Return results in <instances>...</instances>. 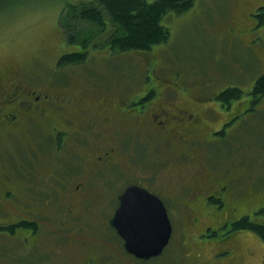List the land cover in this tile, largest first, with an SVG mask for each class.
Masks as SVG:
<instances>
[{"label":"rangeland","instance_id":"obj_1","mask_svg":"<svg viewBox=\"0 0 264 264\" xmlns=\"http://www.w3.org/2000/svg\"><path fill=\"white\" fill-rule=\"evenodd\" d=\"M94 1L96 0H4L1 2L0 73L8 68L14 69L16 64L24 65L28 69L29 77H32L29 80L30 84L37 88L40 86L58 90L63 86L64 88L69 86L70 92H80L84 89L83 93L94 96L110 94L113 95L109 97L111 107L112 104L113 107L117 105L119 98L127 104L131 99L138 98L141 103L131 104L140 107V104L146 103L149 105V111L156 106L173 109V106L162 97H176L174 102L177 105L188 102L190 109L192 103L196 104L201 108L200 111L205 113L203 114L206 122L205 140L209 139L208 142L201 144L202 156L208 157L207 161L212 170L219 172L230 170V174L237 177L232 195L239 200H243L244 197V202H240L235 216L241 214L239 216L247 215L254 219L255 216H251L249 212V204L251 202L252 205L254 194L257 199L253 205L264 202V96L261 99L254 98L248 91L256 77L264 72V28L256 27L250 31L251 35L246 33V30H242L243 34H240L239 30H229L231 26L236 27L233 18L238 16V5L244 0H193V6L189 10L181 14L168 12L164 15L161 23L168 32V38L165 43L155 45L150 51L112 52L109 47H94L93 43L102 41L101 37H97L93 38L86 47L87 58L83 63L58 66L57 61L61 55L81 49L78 44L65 43L63 32L59 27L60 13L67 10L68 4ZM246 24H242V28ZM84 25L80 26L86 28ZM255 49L258 53L254 51ZM225 89H230L232 92L228 95L230 102L228 108L223 107L216 97ZM237 91L240 92L238 95ZM149 95L152 97L147 98ZM238 104H242L245 109L237 110ZM141 111L143 113L139 116L145 120L146 108H142ZM228 113H237V121L211 137L210 130L219 128L227 119ZM129 130V140L121 141L122 144L117 147L123 155L119 159L120 165H130L136 170L129 171L133 179L138 178L139 176L135 175L139 174L158 177L167 190L170 187L169 182L172 181L166 179L165 174L178 170L174 157L168 150L162 151V147L154 150L143 143L138 144L137 139L140 140V136L133 131L132 126ZM68 138L64 148L72 144V136ZM73 138H77L76 135ZM28 139L49 140L50 137L41 132L37 138L28 137ZM28 139H25L24 143L14 139L8 147L0 150V157L5 159L8 165L12 161L17 171L19 166L25 165V161L21 159L27 154L22 149V145H26ZM88 141L96 142L95 139ZM30 143L33 144L32 141ZM46 150L44 156L40 153L36 154L37 157L33 156L43 160L45 167L43 165L42 167L49 172L44 173L43 169L37 168L38 178L32 164L35 159L30 155L23 158L27 160L28 173L16 174L25 182L19 193L23 200H31L32 194L28 195V193L32 192L34 196L51 198L49 192L56 186L55 181L58 177L62 175L61 172H56L58 168L60 170L65 168L71 174L62 180L65 190L72 187L70 186L72 181V184L76 181L78 165L74 163L73 168L70 169L67 167L69 163L60 160L58 151L51 145H47ZM67 154L69 153L66 152ZM175 160L181 163L178 157ZM122 169L119 166L110 170L115 175L113 182L108 180L105 172L101 176L98 175L99 178L95 183L98 191L104 194L110 184L112 189H109V193L113 194L118 188L123 187L128 180L125 176L117 174ZM183 177L185 180L189 179L187 175ZM173 180L179 183V178ZM161 184L157 186L163 189L164 186ZM96 199L97 208L101 203H105V198ZM32 203L34 208L38 206L37 204H42L38 201ZM261 205L264 206V203ZM226 213L229 214L228 211ZM102 218L99 211H91L89 218H84L87 221L82 222V225L87 228L93 224L96 229H101ZM256 220L262 222L264 219L257 217ZM3 224L4 222L1 221L0 225ZM206 224L208 221L204 220L196 228L200 230ZM182 228L183 226L180 225L176 227L171 244L153 264H179L174 249L178 250L177 246L180 245ZM235 231L232 238L234 242L232 247L235 248L232 264H263L262 240L252 231ZM26 234H28L26 231H17L14 238L0 236V264H52L53 261V264H57L55 256L64 257L61 253L63 251L67 253L62 246L63 242L58 252L55 251L53 256H48L46 259V255L42 258L37 252L31 253L27 242L23 239ZM40 234L45 236L44 233ZM92 235L94 241L96 240L95 243H98L94 230ZM46 236L49 239L48 232ZM110 240L103 241V244L108 246L102 250L106 256L109 255L106 262L122 264L125 261L132 264L131 258L123 252L121 244ZM88 247L85 252H89ZM93 250L96 251L95 248Z\"/></svg>","mask_w":264,"mask_h":264},{"label":"flooded vegetation","instance_id":"obj_2","mask_svg":"<svg viewBox=\"0 0 264 264\" xmlns=\"http://www.w3.org/2000/svg\"><path fill=\"white\" fill-rule=\"evenodd\" d=\"M238 8V16L233 18L236 27L231 26L229 30H239L240 34H243L242 30H246V33L250 34V31L258 26L264 28V20L261 18L264 0H244ZM244 23L249 24L247 28V24L242 28ZM27 70L26 66L16 64L14 69L8 68L0 73V150L8 147L14 139L24 143L28 137L37 138L41 132L50 139H28L27 144L22 145L27 154L21 159L25 161V165L19 166L18 171L14 164L12 165V161L8 165L6 160L0 157V222H4L0 225V236L14 238L17 231H26L28 234L24 235L23 239L31 253L37 252L42 258L46 255L45 259L53 256L54 252L63 246L67 253L65 251L61 253L64 257L55 256L57 264H109L106 262L109 255L106 256L102 251L108 248L103 244L107 239L118 241L125 255L131 258L132 264L151 262L153 264L154 260L161 257L169 247L176 227L180 225L183 226L180 245L177 246L178 250L174 249L179 264H232L231 259L235 252L232 238L236 233L234 223L247 216H239L241 214L235 216L240 202H244V197L243 200H239L232 195L237 177L230 174V170L223 172L212 170L207 161L208 157L202 156L201 144L208 142L209 139L205 140L206 122L203 116L205 113L200 111L201 108L192 103L190 109L188 102L177 105L174 102L176 97H162L173 106V109L156 106L149 111V105L146 103L135 107L133 104L141 103L138 98L131 99L128 104L119 98L117 105L113 107L112 104L111 107L109 97L113 95L110 94L94 96L83 93L84 89L80 92L71 89L73 92H70L69 86L66 88L63 86L58 90L40 86L37 88L30 84L29 80L32 77H29ZM263 74L264 72L256 77L248 91L254 98L261 99L264 96L254 93L255 83ZM219 102L223 107L230 106L229 99L225 101V98H220ZM238 107L237 110L245 109L242 104H238ZM142 108H146L145 120L139 116L143 113ZM236 118L237 113H228L227 119L219 128L210 130L211 137L237 121ZM130 126L140 136V140L137 139L138 144L143 143L154 150L162 147V151L168 150L174 157L178 170L165 174L164 177L172 181L169 182L170 187L167 190L158 177L139 174L135 175L139 176L138 178L133 179L129 171L136 170L130 165H120L119 159L123 155L117 147L122 144L121 141L129 140ZM75 135L77 138H73ZM69 136H72V144L64 148ZM88 139H95L96 142L90 143ZM47 145L58 151L60 160L68 162L67 167L70 169L73 168L72 164L78 165L76 181L74 184L72 181L70 184L72 187L69 186L67 187L69 189L65 190L62 180L71 174L65 168L63 170L58 168L56 172H61L62 175L49 192L51 198L34 196L30 189L32 193L28 195L32 194L31 200H23L19 193L25 182L16 174L28 173V163L23 158H27L28 155L37 157L36 154L39 153L44 156ZM66 152L69 154L66 155ZM176 157L181 163L175 160ZM34 159L35 162L32 161V164L37 178L39 175L37 168L49 173L43 168L45 167L43 160ZM119 166L123 169L117 174L125 176L128 181L113 194L109 193V189H112L110 184L104 194L99 192L95 186L98 175L101 176L105 172L108 180L113 182L115 175L110 170ZM184 175L189 176V179L185 180ZM177 178L179 183L173 180ZM157 184L164 188L158 187ZM130 186L140 187L157 197L166 211L171 234L168 244L156 257L140 259L128 253L124 249L123 238L112 224L119 206V198ZM97 197L105 198V203H101L99 209ZM255 199L256 194L252 198L254 200L252 205L251 202L249 204L251 216L264 203L253 205ZM32 201L42 204H37L38 206L34 208ZM94 210L103 216L101 229H96L93 224L87 228L82 225V222L87 221L84 218H89V213ZM204 220H207L208 224L198 230L196 227ZM23 222L29 223L30 227H23ZM17 224H20V227ZM93 230L94 236L96 235L99 240L98 243L94 241ZM47 232L49 239L46 236ZM40 233H44L45 236H41ZM62 242L64 244L61 246ZM87 247L89 252H85ZM262 262L264 264V259ZM122 264L129 262L123 261Z\"/></svg>","mask_w":264,"mask_h":264},{"label":"trees","instance_id":"obj_3","mask_svg":"<svg viewBox=\"0 0 264 264\" xmlns=\"http://www.w3.org/2000/svg\"><path fill=\"white\" fill-rule=\"evenodd\" d=\"M4 0H0V3ZM193 6V0H96L94 2L68 4L67 10L60 13L59 27L64 41L68 45L78 44L80 50L65 53L57 61L58 66L78 65L87 58L86 47L93 38L101 37L94 47H109L112 52H147L155 45L165 43L168 32L161 21L165 14H181ZM264 20V8H262ZM86 24V25H84ZM84 25L86 28L81 27ZM81 28V29H80ZM104 36V37H103ZM230 89L218 95L217 99L227 101ZM232 93V92H231ZM240 92L237 91V95ZM255 94H264V74L254 87ZM152 97L149 95L147 98ZM263 206V205H262ZM254 219L243 216L236 223V230L254 232L264 243V220L257 222V217L264 219V206L254 213ZM20 227V224H17ZM23 227H30L23 222Z\"/></svg>","mask_w":264,"mask_h":264},{"label":"water","instance_id":"obj_4","mask_svg":"<svg viewBox=\"0 0 264 264\" xmlns=\"http://www.w3.org/2000/svg\"><path fill=\"white\" fill-rule=\"evenodd\" d=\"M112 224L124 240V249L140 259L160 255L171 234L161 201L137 186L120 196Z\"/></svg>","mask_w":264,"mask_h":264}]
</instances>
